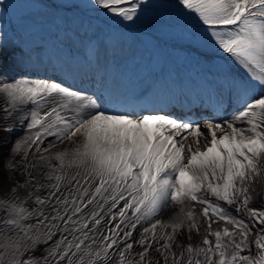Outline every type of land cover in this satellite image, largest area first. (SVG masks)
Returning a JSON list of instances; mask_svg holds the SVG:
<instances>
[{"label":"snow or ice","instance_id":"obj_1","mask_svg":"<svg viewBox=\"0 0 264 264\" xmlns=\"http://www.w3.org/2000/svg\"><path fill=\"white\" fill-rule=\"evenodd\" d=\"M146 2L93 0L123 21H133ZM178 3L248 74V80L231 84L238 108L220 120L162 110L135 115L111 106L123 101L109 96L105 107L56 80L5 83L0 76L6 95L0 120L21 107L18 119L28 120L27 136L3 162L0 264H264V209L249 207L257 185L264 184V0ZM30 51L2 43L0 64L5 57L20 63ZM14 128L3 124L0 132ZM48 137L55 140L41 148ZM65 142L69 148L51 153ZM41 161L50 172L38 170ZM18 169L23 180L14 179ZM20 189H27L23 198ZM173 205L168 220L155 219ZM202 225L197 244L181 241L200 235Z\"/></svg>","mask_w":264,"mask_h":264},{"label":"bare ground","instance_id":"obj_2","mask_svg":"<svg viewBox=\"0 0 264 264\" xmlns=\"http://www.w3.org/2000/svg\"><path fill=\"white\" fill-rule=\"evenodd\" d=\"M51 7H55V9L51 10ZM173 8V5L167 6L163 0H147L145 4L141 5L138 18L143 21H150L155 17V15L151 13H142L144 9H157V18L175 23L172 29L164 31L162 35H157L156 39L149 36H146L144 39L136 37L130 39L124 34L108 40L105 37L106 32L100 19H103V15L107 17H112L113 15L107 10L104 11V9L95 6L93 0H3V3H0V44L8 41L10 46L18 45L24 52L26 49L36 46L37 51L35 53H30V56H27L28 59H31L32 62H36L38 66L41 65L46 69L50 66L57 65L62 72L70 73L72 78V86L70 88L76 91L78 90L77 85L79 81L78 70L92 64L91 67L94 69L95 82L99 85L93 88L90 94L94 98H98V102L102 106L110 103L108 99L109 96H111L112 99L116 98L117 101L123 102H129L132 97H137L140 92L149 85L147 75L150 72L163 71L168 67L183 65L185 67H190L193 73L211 82L215 86V89L224 93L230 99H234L236 104L235 106L233 105V108L231 106L230 109H237L238 93L235 88L231 87V84L233 80H248V74L243 68L234 63L231 57L225 62L222 68L219 64H210V71H208L194 65L195 54L186 56L175 51L176 46L182 42L181 40H190L198 44L211 46L213 53H223L218 50L210 40L205 41L194 35L188 36L178 32L176 24L180 19H178L176 12L172 10ZM67 9H80L81 12L86 9L92 10L93 13L86 21L80 19L76 20V17L70 16L73 14ZM195 18L198 19L196 15ZM119 19L122 20L121 18ZM83 22H92L95 24L96 28L91 32L86 26L84 27ZM61 23L64 25L63 31L55 37L53 34L58 32ZM125 23H127V21H125ZM185 24L190 26V19H187ZM12 34H14L15 37L13 38H15V40L11 43L13 38L11 37V39L10 35ZM59 40H61L60 45L57 43ZM154 42L158 45L157 49L153 48ZM106 43L114 45L109 47ZM75 48L76 50L73 53L71 49ZM198 50H200V46H198ZM31 51H33V49H31ZM112 57H117L118 60ZM128 60H130L129 63L127 62ZM8 64L9 60L5 57L3 63L0 64V76L3 74V70ZM45 72H47V70H45ZM40 76V71L32 69L19 75V77L29 80H56L54 75H51L49 78H41ZM130 76L135 79L133 85L125 92L119 91V86L122 84L123 80L126 77L130 78ZM230 87L233 89L232 92L230 91ZM256 94H260L259 88L256 89ZM5 101L6 95L0 93V107L5 106ZM19 116L20 115L14 113L11 119L0 120V126L3 124L13 125V123L9 122H16ZM27 134L28 131L26 126V132L20 136L14 144L22 137H26ZM9 139L10 133H5L3 135L0 132V180H4L5 178L3 162L12 154L13 150V147L8 144ZM54 140L55 137H48L40 147L45 148L49 141ZM69 147L70 145L68 142H65L64 144H57L56 147L52 148L50 151L54 154L57 151ZM32 154L33 153L29 154V158H31ZM21 155L22 154L13 156L14 164L20 160ZM44 155L47 156L48 153ZM48 163L54 167L58 166V162L55 160L49 161ZM48 163L41 161L38 170L40 172H50L51 169L48 167ZM65 171L74 172L75 169H65ZM14 179L23 180V177L19 175V169ZM12 182V180H6L5 185L11 184ZM43 182L48 183L46 180ZM257 191L259 194L254 196L249 207L264 209V184L257 185ZM18 194L21 198L25 197L27 195V189H20ZM40 194L42 195L43 193ZM25 206L30 209L34 207L31 201H28ZM199 207L200 206L197 205V208ZM232 208H234V205ZM87 211L88 209H85V212ZM0 213V216H4L6 212L1 211ZM130 214L129 212V215ZM157 217H155V219H157ZM107 220L108 217H105V221ZM222 226L223 222L213 224L214 229ZM103 227L104 225L102 224L101 230H103ZM204 227H206V225H202L200 235H197L195 232L192 233L191 241H188L186 236L180 237L181 241L185 244L189 242L197 244L202 239ZM139 232L140 228L138 227L136 233H134L133 239L137 238ZM55 239L56 237L53 238V240ZM138 250V247L134 248V251ZM152 254L158 255L157 253Z\"/></svg>","mask_w":264,"mask_h":264},{"label":"clouds","instance_id":"obj_3","mask_svg":"<svg viewBox=\"0 0 264 264\" xmlns=\"http://www.w3.org/2000/svg\"><path fill=\"white\" fill-rule=\"evenodd\" d=\"M153 11V10H151ZM198 22V21H197ZM191 26L192 27H195L196 26V29L198 30L197 32L195 33H191V35H194L195 37H199L205 41H209V39L206 37V34L204 32V28L200 25H198L197 23H193V22H190ZM188 26V25H187ZM190 33V32H189ZM188 36H191L189 34H187ZM182 42L186 41V40H181ZM191 44V43H189ZM185 45H187V43H185ZM198 46H200V49H209L210 46H205L203 44H198V43H195L194 46H193V50H198ZM228 55V54H227ZM226 55V57L224 58V60L227 62L228 60V56ZM112 58H115L117 59V57H112ZM118 60V59H117ZM208 64V69H209V65L212 64V65H220L221 68L224 66V62L223 61H220V60H213V61H208L207 62ZM94 65V63H93ZM90 66H92V64H90ZM44 68V67H43ZM19 69L21 70L22 69V66L19 67ZM204 69L207 70V65L204 67ZM93 72V68L91 69ZM210 71V69H209ZM62 71L57 67L56 69V74H49L45 77H42V78H49L51 75H54L55 79L58 81V82H61L63 84H65L66 86L68 87H71L72 86V79L71 80H66V81H63L61 80V73ZM99 84H97L95 82V75L93 73V82L91 81H78V85H77V91L79 92H82V93H86L87 95H90L91 96V90L95 87H97ZM151 87H153L154 91L157 93L154 94L153 97H149L147 96L143 91L140 92V94L137 96V97H132L130 99L129 102H123V103H117V104H113L111 106H114L117 108V110L119 111H128L129 113H133L135 115H140L142 112H145V114H148V113H157L153 108L152 106L158 102L160 100V104L158 105L159 108L165 110L168 108V103L166 101V98L164 97V93L160 92L158 88L154 87L152 84H151ZM194 88L193 84H190V83H184L182 86L176 88V89H173L172 92L173 94L176 95H184L185 93H188L190 92V90H192ZM161 89H163V87H161ZM119 91L121 92H125L126 90H120ZM146 97L147 98V105L146 107L140 109V108H137L135 106V100L139 97ZM149 98V99H148ZM161 98V99H160ZM114 101H117L116 98H113ZM149 103H150V106H149ZM110 105V103L108 105H104L105 107H108ZM220 111L218 110H214V114L216 113H219ZM168 114H172V113H175L176 115L178 116H190V113H188V110L186 108H184L183 106L181 105H178L176 108H175V111H174V108L173 106L169 107V109L167 110ZM188 113V114H187ZM207 119H210V118H207ZM206 131V130H205ZM176 211V206L173 205L169 208H167V210L163 211L158 217L157 219H161V220H168V218Z\"/></svg>","mask_w":264,"mask_h":264},{"label":"rangeland","instance_id":"obj_4","mask_svg":"<svg viewBox=\"0 0 264 264\" xmlns=\"http://www.w3.org/2000/svg\"><path fill=\"white\" fill-rule=\"evenodd\" d=\"M6 212V208H2V209H0V212ZM1 214V213H0ZM41 247H43V245H41ZM37 255H39L40 253L38 252V253H36ZM28 255H31V253H28Z\"/></svg>","mask_w":264,"mask_h":264}]
</instances>
